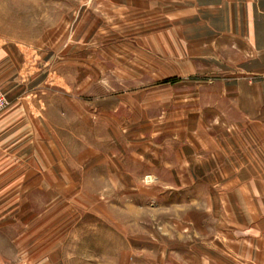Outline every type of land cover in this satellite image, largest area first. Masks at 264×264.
<instances>
[{
  "label": "crops",
  "instance_id": "obj_1",
  "mask_svg": "<svg viewBox=\"0 0 264 264\" xmlns=\"http://www.w3.org/2000/svg\"><path fill=\"white\" fill-rule=\"evenodd\" d=\"M155 1L165 3L166 25L150 32L149 51L182 74L158 84L149 110L136 96L106 98L97 122L73 95L45 98L33 111L1 90L9 105L0 113V246L44 231L61 213L62 189L84 169L100 167L103 181L126 179L119 148L93 144V134L95 127L109 134V118L131 102L134 121L155 118L150 138L163 134L162 144L143 149L148 163L139 153L132 166L163 184L155 198L182 199V259L264 264V0ZM177 242L166 241V252Z\"/></svg>",
  "mask_w": 264,
  "mask_h": 264
},
{
  "label": "rangeland",
  "instance_id": "obj_2",
  "mask_svg": "<svg viewBox=\"0 0 264 264\" xmlns=\"http://www.w3.org/2000/svg\"><path fill=\"white\" fill-rule=\"evenodd\" d=\"M155 4V0H126L125 5L123 0H0V89L14 101L28 102L33 111L45 98L73 95L78 108L91 109L97 122L106 98L136 96L149 110V96L158 84L182 74L177 64L149 51L150 32L166 25L165 3ZM128 104L125 112L109 118V134L100 127L93 134V144L119 148L126 179L103 181L100 167H94L89 177L84 169L81 181L71 183L68 191L62 189L58 218L46 221L44 231H30L34 236L30 234L23 245L19 240L0 246V264H198L181 257L182 232L176 226L182 199L155 198L154 190L159 194L163 184L151 181L145 167L139 174L133 170L135 155L141 153V160L148 163L151 156L143 149L150 143L162 144L163 134L151 139L155 131H150L149 121L155 123V118L135 122L138 111ZM65 191L69 197H63ZM168 240H178L169 246L173 253L166 252Z\"/></svg>",
  "mask_w": 264,
  "mask_h": 264
},
{
  "label": "built area",
  "instance_id": "obj_3",
  "mask_svg": "<svg viewBox=\"0 0 264 264\" xmlns=\"http://www.w3.org/2000/svg\"><path fill=\"white\" fill-rule=\"evenodd\" d=\"M9 105L8 100L0 89V113H2Z\"/></svg>",
  "mask_w": 264,
  "mask_h": 264
}]
</instances>
